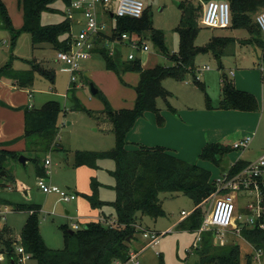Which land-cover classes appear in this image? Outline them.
I'll return each mask as SVG.
<instances>
[{
	"label": "rangeland",
	"instance_id": "374dc122",
	"mask_svg": "<svg viewBox=\"0 0 264 264\" xmlns=\"http://www.w3.org/2000/svg\"><path fill=\"white\" fill-rule=\"evenodd\" d=\"M143 1L152 17L153 28L161 30L164 34L167 51H162L156 44L152 38L151 30L145 31L143 36L133 33L134 38H142L147 43L149 50H136L132 46L115 43L113 57L117 66L122 68L124 62L129 60L131 53L136 58H140L146 68L156 64L173 66L175 60L171 56L177 54L180 48V35L177 27L182 20L183 8L179 3H185L187 0ZM189 1L194 5L201 3L204 8L207 2ZM5 2L14 26L17 29L21 28L23 11L19 6V0H5ZM53 7V10L43 13V24H55L67 18L65 3L58 0L53 4ZM114 7V4H111V8L115 9ZM97 13L99 21L106 24L105 33L112 35L115 26L114 18L103 7H99ZM257 13L258 11L252 14L254 20H256ZM82 29V25L73 23L72 37H77ZM213 36H229L238 39L229 44L226 47V52L220 57L223 68L219 66V58L211 51L198 54L194 72H188L184 79L174 77L163 79V86L170 94L166 98L160 96L157 103L162 111L170 110L171 106L175 107L177 112L186 107H191L193 111L201 108L209 111H225L219 107L223 89L221 79L225 73L230 80L235 82V78L230 75L231 71L237 74L239 89L256 95L259 103L258 111L232 110L231 114L232 111L209 119L205 125L206 136L208 139L212 138L206 141V145L215 142L214 139H220L216 141L226 146H232L242 134H254L248 149L244 151L234 149L221 160L220 165L211 161H203L199 157L200 154L196 159L193 158L194 163L210 169L213 173L212 177L215 179L225 171H229L232 164L244 152L246 154L242 157L251 160L264 153V60L262 59V47L256 41H250L253 34L249 28H220L201 24L196 44L206 46ZM260 37L264 39L263 34ZM36 63L56 70L55 83H51L48 78L36 73L34 86L26 89L34 91L36 102L32 99L31 101L37 108H41L48 100H57L61 103L59 131L61 141L58 142L61 145L57 144L49 152L40 151L36 155L33 154V157H37L38 161L42 163L46 158H49L52 164L48 167L44 165L45 170L49 171L47 177L49 183L70 190L77 197L71 201H64L57 193L43 192L38 186L40 178L38 162L33 158H28L26 163H23L19 158L10 157L5 163L7 175H0V209L3 210V215H0V233L4 239L12 238L16 244L19 243L22 229L30 213L27 210H18L17 207L18 205L37 204L41 206L39 213L41 234L49 247L58 249L64 246L65 229H72L73 223L77 220L82 226L95 219L106 225V222L100 219L101 211L92 208L85 197V194L92 192L91 176H96L104 184L99 191L100 198L108 201L103 211L110 218L115 219V207L112 202L116 197L113 188L116 181L110 173L115 168L114 160L110 158L100 160V168L97 171L74 165L77 151H105L111 150L115 145L112 122L104 113L105 105L102 97L90 92V83L93 82L100 92L107 96L114 108H131L134 106L136 97L134 86L139 82L140 74L133 70L117 72L110 69L106 64L105 57L100 53H95L82 65L78 82L72 84L71 72L67 71L66 66L58 61L57 50L52 45L45 43L34 48L31 33L26 31L21 32L14 41L11 30L0 24V68L10 65L14 70H28ZM205 66H209L210 69H204ZM195 77L205 83L204 89L195 83ZM73 85L76 87L75 98H71L69 95ZM207 98H209V102ZM207 103L211 107H208ZM153 114L156 117V114ZM130 145L132 148L133 143ZM160 197L166 216L157 219L144 216L140 220L141 228L156 229L161 232L159 243H150L149 239L143 236V231H140L131 247L141 251V264H198V255L196 252L191 253L193 246L199 244L198 231L178 226L181 219H187L193 212L195 208L193 200L183 193L174 196L161 193ZM237 198L238 216L240 221H244L248 216V203L254 199V196L248 192L240 191ZM212 204L213 197L204 203L205 215L210 212ZM67 211L70 213L67 214ZM183 211H186L187 215L183 214ZM226 237V243H240L241 264H247L250 254V264H258L250 244L234 236ZM16 248L17 246L14 245L10 252L0 240V264H11L10 253L13 252L16 257ZM28 264L38 263L37 260L31 259Z\"/></svg>",
	"mask_w": 264,
	"mask_h": 264
},
{
	"label": "trees",
	"instance_id": "16d2710c",
	"mask_svg": "<svg viewBox=\"0 0 264 264\" xmlns=\"http://www.w3.org/2000/svg\"><path fill=\"white\" fill-rule=\"evenodd\" d=\"M58 0H19V6L23 11V25L17 29L9 13L5 0H0V24L11 30L13 40L23 32H30L33 47L37 48L45 43L58 50L71 49L73 38V23L67 17L55 24H43L42 16L45 11L53 10V4ZM66 5L72 0H61ZM208 1V0H201ZM231 5L232 21L229 27L249 28L253 37L250 41H256L262 47V59L264 60V39L260 37L262 32L253 19L252 14L264 8V0H227ZM183 8L182 20L177 27L180 35V48L177 54L171 57L175 60L173 66L156 64L153 67L143 66L140 58L129 59L124 62L122 68H118L113 56L109 55L107 48H97L95 52L102 54L106 59L108 68L117 72L121 70L137 71L140 74L139 82L134 86L136 97L131 108H114L106 95L100 90L97 92L104 102V113L112 122L115 145L111 150L93 151L80 150L76 152L74 165L76 167H89L95 170L100 168L102 159L110 158L115 162V168L110 171L115 178L113 186L116 192L115 219L113 224L103 225L100 221H92L85 226L74 229L66 228L64 231V246L62 248L49 247L40 230L39 213L41 206L18 205V210L29 211V216L21 232V243L26 251L32 254L38 264H114L115 261H126L132 250L131 244L141 229L140 220L144 216L155 219L166 216L163 208L161 193L172 196L183 193L190 197L195 208L189 217L179 223V227L197 230L205 217L203 205L213 196L217 187L210 169L192 163L172 153L164 146H148L142 143L133 144L127 139L138 119L143 118L147 112L156 114L159 126L165 124V117L158 106V98L167 97L170 92L163 86V79L174 77L184 79L188 72L196 69L195 60L198 54L211 51L220 58L226 47L235 42L234 37L214 36L206 46L196 44L201 29V17L204 7L200 3L194 5L187 0L179 3ZM152 31V38L162 51H167L164 34L161 30L153 28V20L145 8L139 18L120 17L115 21L113 34L107 37H116L123 32L137 33L143 36L145 31ZM106 36V35H105ZM223 68L222 62L219 64ZM36 73L48 78L55 83L56 70L42 64H33L28 70H14L10 65L0 68V78L13 81L19 88H31L35 84ZM224 82L222 97L219 107L221 109H234L240 111H258L259 103L252 92L236 87L234 80L223 73ZM195 83L205 88V83L195 77ZM75 85L70 89L69 95L75 98ZM209 102V98H207ZM1 105H6L0 101ZM208 107H211L209 103ZM25 133L26 149L24 155L38 162V174L45 178L44 164L38 161L33 154L40 151L49 152L56 146V138L60 131V118L62 112L61 103L57 100H48L41 108L25 106ZM170 111L178 114L173 106ZM234 148L222 143H208L200 153V159L211 161L220 165L221 160ZM23 152L8 150L0 144V175H7L5 163L10 157L18 159ZM249 161L238 159L231 166V173L237 172L248 164ZM104 184L96 176L91 177L92 192L85 194L92 208L99 209L102 217L110 218L105 214L104 207L108 201L99 196V191ZM215 232L205 231L195 252L198 255V264H241V245L234 243L214 242ZM0 240L11 252L15 240L4 239L0 233ZM243 240L254 249H264V229L254 228L243 231ZM11 259L14 257L10 253ZM251 254L247 260L250 264ZM12 264V263H11Z\"/></svg>",
	"mask_w": 264,
	"mask_h": 264
},
{
	"label": "built area",
	"instance_id": "2783aa9c",
	"mask_svg": "<svg viewBox=\"0 0 264 264\" xmlns=\"http://www.w3.org/2000/svg\"><path fill=\"white\" fill-rule=\"evenodd\" d=\"M114 4V8H111ZM103 7L116 21L120 17L139 18L143 15L146 4L143 0H72L71 4L67 5L65 14L72 23L83 24V29L78 36L73 38L71 49L68 51L58 50V61L66 66V70L71 72L72 84L78 82L79 72L83 63L92 58L97 48H107L109 55H114V44L120 43L132 46L136 50L148 51L149 46L142 38H134L130 32H123L116 37L105 36L106 24L101 23L98 19V8ZM231 5L227 0H208L205 4L204 13L201 18V23L210 27H229L231 24ZM256 22L264 35V10L260 11L256 17ZM133 53L129 54V59H134ZM204 69H210L205 66ZM235 75L234 71H231ZM224 82V77L222 78ZM254 134L245 135L233 143V148L244 151L250 147ZM237 161V160H236ZM235 161V162H236ZM234 162V163H235ZM233 163V164H234ZM52 164L49 158L45 159V167ZM232 164V165H233ZM47 174L49 171H46ZM217 187L213 194V204L210 212L205 215L201 226L197 229L199 234V243L202 234L205 231L213 230L215 232L214 242L226 243V236H234L243 239V231L245 229H264V153L258 158L248 162L246 166L239 169L235 173L225 171L221 176L214 179ZM39 188L49 194L57 193L60 199L71 201L76 199V194L70 190L63 189L56 184L49 183L45 178H39ZM248 192L254 196L248 203V216L244 221H240L237 204V194ZM183 214L187 215L186 211ZM0 215H3V210L0 209ZM106 222V225L113 224L112 218H101ZM137 228L143 231V236L148 238L150 243L157 244L160 241L161 232L156 229L141 228L137 224ZM83 227L79 222L73 223L74 229ZM231 234V235H228ZM17 256L11 259L14 264H28L29 260L33 259L32 254L26 251L21 243H14ZM198 245V244H197ZM197 245L191 249V253L195 252ZM258 264H263L264 250L254 249ZM160 254V252H158ZM114 264H141L140 252L131 250L130 256L126 261H115Z\"/></svg>",
	"mask_w": 264,
	"mask_h": 264
},
{
	"label": "crops",
	"instance_id": "0c3cea01",
	"mask_svg": "<svg viewBox=\"0 0 264 264\" xmlns=\"http://www.w3.org/2000/svg\"><path fill=\"white\" fill-rule=\"evenodd\" d=\"M262 10H264V8H261L258 13ZM76 24L83 26V24L81 23ZM104 34L107 36L106 33ZM225 52L226 49L224 53ZM219 60L221 59L219 58ZM230 75L235 78L236 87L240 88L237 74L235 73V75H232L230 72ZM28 97L30 101L32 99L36 102V97L32 89L19 88L10 79H0V101L6 103V105L0 104V144L3 148L23 153L26 149V140L24 139L25 112L23 107H36V105L32 103V101L30 102L28 100ZM232 110L234 109H225V111H209L205 108H201L197 111H193L191 107H186L185 109H179L178 114H175L170 110L164 109L162 111L165 117V124L163 126L158 125L156 117L153 114L154 112H147L144 118L138 119L132 130L128 133L127 139L130 143L133 144L142 143L148 146H164L182 159L194 163L193 158L196 159V157L201 153L202 148H204V146L206 145V141L212 139H208L205 132V125H207L208 120L211 118H215L218 115L222 116ZM231 113H233V111L230 112V114ZM244 135L246 134H242L241 136H239V138L243 137ZM239 138H237L236 140H238ZM214 140L215 142H217L216 140L220 139ZM60 141L61 138L58 134L56 138V146ZM58 145L60 146L61 144ZM244 154H246V152H244ZM244 154L242 156H244ZM242 156L240 155L238 159L251 161L250 158H243ZM43 164H45V161L43 162ZM48 176L49 175L46 172L45 178L47 179ZM69 213L70 212L67 211V214ZM101 218L106 217L100 216V219ZM183 220L185 219H181V221ZM94 221L97 220L95 219ZM76 222L79 221L77 220ZM137 251L141 252L140 250Z\"/></svg>",
	"mask_w": 264,
	"mask_h": 264
},
{
	"label": "water",
	"instance_id": "95a60500",
	"mask_svg": "<svg viewBox=\"0 0 264 264\" xmlns=\"http://www.w3.org/2000/svg\"><path fill=\"white\" fill-rule=\"evenodd\" d=\"M219 64L221 63V60L218 61ZM99 91L98 87L93 83L91 82L90 83V92L92 94H97V92ZM20 161H22L23 163H26V161L28 160V157L24 154L20 155L19 157ZM5 173L4 172H1V175H4ZM85 226V225H83ZM12 264H14V261L12 260Z\"/></svg>",
	"mask_w": 264,
	"mask_h": 264
}]
</instances>
